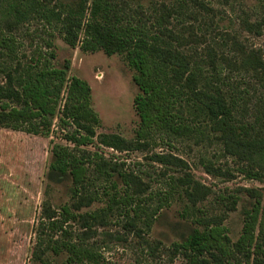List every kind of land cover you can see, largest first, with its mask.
Masks as SVG:
<instances>
[{
	"label": "trees",
	"instance_id": "obj_1",
	"mask_svg": "<svg viewBox=\"0 0 264 264\" xmlns=\"http://www.w3.org/2000/svg\"><path fill=\"white\" fill-rule=\"evenodd\" d=\"M122 1L123 5L120 6L116 0H0V57L7 59L6 67L0 68V126L49 138L53 133L52 123L58 119L62 130L68 125L75 129L72 135L66 136L75 148L80 149L89 142L97 141L99 146L125 153L146 152L149 148L147 140L156 133L171 139L193 137L196 132L193 123L199 120L209 127V132L214 134L224 153L240 165L239 172L242 175L249 180L262 181V50L245 46L238 36L229 38L230 42L226 39V44L222 46L225 49L231 47L234 52V60L226 59L227 65L261 86L262 96L254 111L249 112L250 99L242 95L244 92L238 89L231 93L225 83L219 80L218 76L222 75L226 64L224 59L218 58L216 49L209 47L198 60L192 54L182 51L187 42L190 45L196 42L194 38L198 35L192 33V39L188 40L184 34L170 29V20L176 15H185L184 10L190 2L171 5L167 4V0H163V3L158 0ZM129 1L137 3L135 15L129 10ZM154 2L156 8H160L154 9L156 19L151 23V19L144 20V12L145 7ZM192 2L200 9L209 11L204 1ZM36 19L50 31L41 46L47 52H40L30 62L23 63L18 60L21 45L19 39L29 35L25 26ZM263 25L264 21L253 23L244 19L241 29L260 36ZM56 31L72 49L80 48L84 53L103 51L108 56H123L135 72L133 81L140 93L134 100V109L139 117L134 139L127 140L117 134L96 133L95 129L101 121L93 109L90 85L79 77H70V60H66L62 66L54 63L56 52L53 36ZM38 49L41 51V48ZM205 71L211 73L212 77L206 75ZM192 116L194 118L188 122ZM50 144L51 161L47 178L58 183L71 181L70 200H73L57 210L51 206L45 208L42 219L47 221L48 228L61 234L63 239L60 244L56 241L53 252L55 255L66 253L64 264H105L101 254L94 249L69 242V231L65 228L71 221L79 222L87 229L84 234L88 235V231H93V225L105 222V214L77 213L102 198L101 194L86 192V164L94 163L95 171L100 174L110 178L117 174V180L121 179L122 186L116 182L111 190L104 192V196L109 197L110 211L120 206L131 209L133 202L138 200L136 208L132 210L138 217L144 210L142 205L145 200L141 198L149 188L141 177L133 172L117 170V165L111 166L98 153L96 156L79 157L54 141ZM148 159L160 166L164 175H181L175 179L176 183L184 189L186 199L193 206L208 197L207 188L195 179L189 164L182 158L159 152ZM205 173L215 179H234L228 172L209 164L205 166ZM244 191L250 201L249 208L243 211L242 234L232 250L227 246L230 240L222 227V220L213 219L203 230L195 228L179 243H173L176 251L184 253L192 264H242L239 259L233 263L226 260L232 251L244 254L250 261L257 245L256 233L264 216V189L252 187ZM161 209L162 206L157 208L153 217ZM59 216L63 220H59ZM213 223L216 225L212 226ZM37 261L47 264L41 258Z\"/></svg>",
	"mask_w": 264,
	"mask_h": 264
},
{
	"label": "rangeland",
	"instance_id": "obj_2",
	"mask_svg": "<svg viewBox=\"0 0 264 264\" xmlns=\"http://www.w3.org/2000/svg\"><path fill=\"white\" fill-rule=\"evenodd\" d=\"M158 1L163 3V0ZM167 1L171 5L191 3L184 10L185 15H176L170 20V29L184 34L186 39L191 40L192 33L198 35L194 38L197 41H192L194 43L191 45L187 42L182 51L199 60L209 47L215 48L218 58L224 59L226 64L224 72L218 76L219 80L225 83L231 93L238 89L244 92L242 95L250 99L249 112H253L262 96L261 86L227 65L226 59L234 60V52L231 47L225 49L222 46L226 44V39L230 42L229 38L238 36L242 44L261 49L264 55V25L260 36L241 29L244 19L253 23L264 21V0H199L207 4L209 11L200 9L192 0ZM116 2L123 5L122 0ZM129 4V10L135 15L137 3ZM155 4L156 2L145 7V21L151 19V23L155 22ZM25 29L29 35L20 37L18 55V60L23 63L30 62L40 52H47L41 46L50 32L37 19L28 23ZM53 42L56 52L54 63L62 66L66 60H70V77L76 76L85 80L92 89L93 109L101 121L100 126L95 129L96 133L117 134L127 140L134 139L139 127L134 100L140 90L133 81L135 72L124 57L108 56L103 51L84 53L80 48L72 49L57 31L54 32ZM6 64L7 59L0 57V68H5ZM208 72L205 71L206 75L212 77ZM0 78L2 79L1 74ZM192 118L194 116L188 122ZM193 126L196 131L193 137L171 139L156 133L147 140L149 148L146 152L125 153L99 146L97 141L89 142L80 149L75 148L66 139L75 129L68 125L62 130L58 119L52 123L53 133L49 138L0 126V264H41L37 261L38 258L47 264H64L66 261V253L55 255L53 252L56 241L59 244L63 241L61 234L48 228L47 221L42 219L45 208L51 206L57 210L63 204L73 202L70 200L71 181L58 183L47 178L51 161V141L68 148L79 157L96 156L98 153L111 166L117 165V170L133 172L141 177L142 182L149 188L141 198L145 200L142 205L144 210L138 217L132 211L138 200L133 202L131 209L120 206L110 211L109 197L104 196V192L111 190L113 183L117 182L122 186L121 179L117 180V174L111 178L100 174L95 171L94 163L86 164V192L101 194L102 198L77 213L105 214V222L93 225V231H88V235L84 234L87 229L79 222L71 221L65 228L69 231V242L94 249L101 254L103 263L192 264L184 253L176 251L173 243H179L195 228L203 230L213 219L222 220V227L230 240L227 246L232 250L242 234L243 211L249 208L250 201L244 189H264V179H247L239 172L240 165L224 153L223 147L204 122L197 120ZM159 152L171 153L185 160L195 179L207 188L208 197L197 206L189 203L184 189L178 187L175 180L181 175H164V170L148 159ZM208 164L228 172L234 179L226 181L228 179L209 176L205 173V166ZM160 206L162 209L159 214L153 217ZM59 218L63 220L61 216ZM215 225L213 223L212 226ZM256 237L257 245L250 261L244 254L233 251L226 260L232 263L239 259L242 264H264V216Z\"/></svg>",
	"mask_w": 264,
	"mask_h": 264
}]
</instances>
